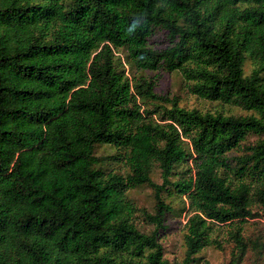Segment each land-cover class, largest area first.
<instances>
[{
    "label": "trees",
    "instance_id": "1",
    "mask_svg": "<svg viewBox=\"0 0 264 264\" xmlns=\"http://www.w3.org/2000/svg\"><path fill=\"white\" fill-rule=\"evenodd\" d=\"M160 67L243 113L158 94ZM175 199L183 264H264V0H0V264H176Z\"/></svg>",
    "mask_w": 264,
    "mask_h": 264
},
{
    "label": "rangeland",
    "instance_id": "2",
    "mask_svg": "<svg viewBox=\"0 0 264 264\" xmlns=\"http://www.w3.org/2000/svg\"><path fill=\"white\" fill-rule=\"evenodd\" d=\"M149 43L154 48H165L169 45V38L164 29L156 28L149 38ZM253 64L248 62L246 65V73L252 70ZM147 74L153 78L155 82V91L161 95H169L171 97L178 96L180 104L189 108H210L222 107L226 111H233L234 113H243L239 107L233 105H221L219 103H210L198 99L195 95L191 94L186 87L183 78L178 72L168 71L164 67L156 70H148ZM114 150L101 145L97 148V156L102 159L100 165L103 168H110L117 166L114 160H111V155ZM157 180L158 176L153 175ZM131 199L139 206L144 207L148 211L153 212L155 208V198L153 190L148 186H138L129 192ZM175 210L168 212L164 218L165 229L160 230L161 241L163 242L166 250V257L171 262L176 264H183L186 246L184 242V234L186 232L187 211H182L183 204L180 200H173ZM226 259V253L219 250L209 241L206 242L201 252L197 255L194 264H223ZM244 264H252L250 260H246Z\"/></svg>",
    "mask_w": 264,
    "mask_h": 264
}]
</instances>
